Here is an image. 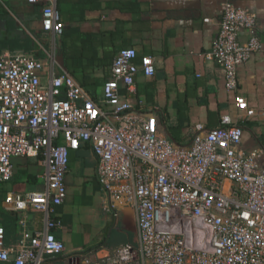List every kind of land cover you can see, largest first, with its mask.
I'll return each instance as SVG.
<instances>
[{
    "label": "built area",
    "instance_id": "obj_1",
    "mask_svg": "<svg viewBox=\"0 0 264 264\" xmlns=\"http://www.w3.org/2000/svg\"><path fill=\"white\" fill-rule=\"evenodd\" d=\"M28 1L44 2L43 29L62 33L56 0ZM223 5L205 58L221 65L237 109L264 122V108L251 107L237 94L239 67L264 48L257 15L230 0ZM137 57L134 47L117 52L99 104L72 74L55 72L54 57L50 62L0 53V181L12 178L13 158L21 156L36 157L46 178L42 191L6 196L11 210L42 211L45 218L43 229H25L10 245L0 221V264H47L66 252L55 232L63 221L52 213L67 195L70 151L83 141L97 156L104 210L117 215L118 206H128L136 214L138 247L120 245L110 264L137 258L153 264H264V148L245 150L244 130L228 115L214 129L199 125L190 145L165 137L155 115H143L121 93L120 84L133 90L139 72L155 74L154 57Z\"/></svg>",
    "mask_w": 264,
    "mask_h": 264
},
{
    "label": "crops",
    "instance_id": "obj_2",
    "mask_svg": "<svg viewBox=\"0 0 264 264\" xmlns=\"http://www.w3.org/2000/svg\"><path fill=\"white\" fill-rule=\"evenodd\" d=\"M225 1L56 0L64 23L62 33L56 34L42 27L44 2L13 0L15 9L10 5L6 9L14 25L9 29V19L0 16V21L7 24L6 28L0 24V53H26L48 61L54 57L55 72L72 74L101 104L115 55L124 47H134L137 61L144 55L154 57L156 71L153 76L139 72L132 91L121 84L120 90L143 115H155L161 134L187 146L199 125L204 130L214 129L228 115L234 123H245L242 145L251 151L264 146V122L250 119L237 109L235 93L226 88L221 65L204 55L220 28ZM230 1L257 15L264 43V0ZM240 38L247 40L248 33L242 32ZM7 39L12 43H6ZM48 72L46 67L44 82L49 79ZM238 79L237 94L243 95L251 107L264 108V48L239 67ZM261 161L264 165V155ZM13 164L12 178L0 181L6 196L45 189V168L36 157H14ZM97 164L88 142L70 151L65 176L67 195L52 213L63 221V227L55 232L66 252L48 258L47 264H110L109 257L120 245L138 247L133 208L118 206L117 215L104 210L107 196L98 181ZM232 186L226 183V188ZM1 206L17 214V220L8 223L7 244L18 243L25 229L34 232L44 228V212L11 210L5 199ZM3 216L0 210V218ZM137 263L153 264L139 258L129 264Z\"/></svg>",
    "mask_w": 264,
    "mask_h": 264
},
{
    "label": "trees",
    "instance_id": "obj_3",
    "mask_svg": "<svg viewBox=\"0 0 264 264\" xmlns=\"http://www.w3.org/2000/svg\"><path fill=\"white\" fill-rule=\"evenodd\" d=\"M7 13H8L7 9L6 8H3L2 5H1V2H0V16L1 17H6L7 16ZM9 23L10 22H8V24ZM13 25H10L9 29ZM6 43H12L11 39H9V40L7 39L6 40ZM239 125L243 128V130H245V127H244L245 126V123H244V125L242 123H240ZM247 125L250 126L249 124H247ZM262 148H264V146H262ZM6 194H7V190L6 189H2L1 188V183H0V210H1L2 213H4V216L2 218H0V219H1V222H2L3 226L5 227V240L7 241L9 239V237H8V235H9L8 223L11 222V221H14L15 219L17 220V217H16L17 214L15 212L2 210L1 203H2V199H6L5 198ZM133 245H134L133 247L136 248V245L135 244H133ZM137 264H139V263H137Z\"/></svg>",
    "mask_w": 264,
    "mask_h": 264
},
{
    "label": "rangeland",
    "instance_id": "obj_4",
    "mask_svg": "<svg viewBox=\"0 0 264 264\" xmlns=\"http://www.w3.org/2000/svg\"><path fill=\"white\" fill-rule=\"evenodd\" d=\"M1 5H2V7L3 8H9V6L8 5H10L13 9H15V5L13 4V0H1ZM6 19H9V20H7L8 22H10L9 23V26L10 25H13V23L15 22V20L14 19H12L11 17H8V16H6V17H4V20H6ZM2 23V24H1ZM0 24H1V26L4 28H6V25L7 24H5V22L3 21H0ZM1 185H3V184H1Z\"/></svg>",
    "mask_w": 264,
    "mask_h": 264
}]
</instances>
